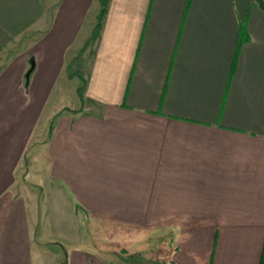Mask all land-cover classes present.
Here are the masks:
<instances>
[{
    "label": "crops",
    "instance_id": "obj_1",
    "mask_svg": "<svg viewBox=\"0 0 264 264\" xmlns=\"http://www.w3.org/2000/svg\"><path fill=\"white\" fill-rule=\"evenodd\" d=\"M100 2L59 0L0 74V264H129L97 233L128 253L164 229L146 264H264V12L108 0L96 30ZM48 5L0 0V52Z\"/></svg>",
    "mask_w": 264,
    "mask_h": 264
},
{
    "label": "rangeland",
    "instance_id": "obj_2",
    "mask_svg": "<svg viewBox=\"0 0 264 264\" xmlns=\"http://www.w3.org/2000/svg\"><path fill=\"white\" fill-rule=\"evenodd\" d=\"M48 4H49L48 5L49 10H48V15H47V20L44 21L42 26L37 24L35 27L30 29L29 31L23 33L13 43H11L9 46H7L5 49H3L0 52V74L8 66L11 60H14L18 56L22 55L27 50V48L31 46L32 44H34L36 41H38L41 34H43L41 29H46L51 17L57 10V7L59 5V0H48ZM77 81L80 82L81 80L77 78ZM81 85H82V82L78 85L75 84V82H72L71 83L72 87L69 86L70 91H72L75 87H77L78 89ZM80 101H81L80 99L76 98L75 96L71 95L65 90L63 95L59 94L57 97L55 96L51 100V102L49 103V105L47 106L44 112L42 120H47V121L49 120L48 121L49 123L51 119L53 118V117H50L51 114L58 112L59 110H62L64 108H68V109L77 108L78 104H80ZM64 208H67V207H64ZM64 219L66 220L67 218L64 216ZM83 224L87 226L86 222H84ZM164 230L165 231H161V232L159 231L158 234L155 233L156 235H153V236L151 235L152 238L148 235L147 236L144 235L143 232L138 233L139 235L136 234L137 235L136 237H141V238L145 237L143 240L144 245H141V246L139 245L137 248L128 247L129 248L127 251L128 253H125L126 251H123L125 249H123L122 245L117 246L115 244L114 245L110 244L108 246L106 242H110V240L102 239V237L99 236L98 233H97V238H96V246L98 249L101 248L103 250L115 251L116 253H118L117 254L118 256L120 257L123 256V259L126 260V262H128L129 264H142V262L146 264V262H148L147 258H151L152 251L154 252L155 250L158 249V251H160L163 255L167 254L168 249L170 248L169 246L170 241L174 238L168 237L169 235V233H167L168 229H164ZM176 230H177L176 234L178 235V231H179L178 228ZM83 232L87 233V230L84 229ZM111 236L112 234H110V237ZM106 239H109V237H107ZM111 258L115 260L117 257L116 255H113V257Z\"/></svg>",
    "mask_w": 264,
    "mask_h": 264
},
{
    "label": "trees",
    "instance_id": "obj_3",
    "mask_svg": "<svg viewBox=\"0 0 264 264\" xmlns=\"http://www.w3.org/2000/svg\"><path fill=\"white\" fill-rule=\"evenodd\" d=\"M254 1L259 5L261 10L264 12V0H254ZM100 3H101V11L99 12V15L97 16L96 30H98L101 27L102 19L106 15L108 0H101ZM85 88H86V82L84 80H82V85L77 89V94H78V97L81 100V102H83V93H84ZM80 110H70L68 108H65V109H63L62 112L69 111V112H72V113H77ZM55 119H56V117H54L52 119V121H51V124H50V127H49L50 128L49 129L50 132H52V128H53ZM64 263H66V260L64 261Z\"/></svg>",
    "mask_w": 264,
    "mask_h": 264
}]
</instances>
